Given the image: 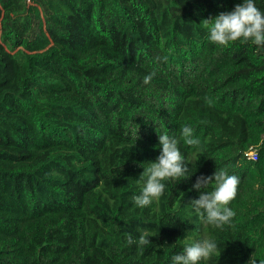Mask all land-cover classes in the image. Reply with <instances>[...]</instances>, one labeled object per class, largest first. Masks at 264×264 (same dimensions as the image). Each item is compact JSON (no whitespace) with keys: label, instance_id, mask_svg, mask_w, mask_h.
<instances>
[{"label":"trees","instance_id":"16d2710c","mask_svg":"<svg viewBox=\"0 0 264 264\" xmlns=\"http://www.w3.org/2000/svg\"><path fill=\"white\" fill-rule=\"evenodd\" d=\"M238 3L0 0V264H172L201 239L218 251L200 264L264 261V48L202 23ZM165 133L189 176L137 207ZM217 169L240 178L222 228L191 206Z\"/></svg>","mask_w":264,"mask_h":264},{"label":"clouds","instance_id":"9594fccd","mask_svg":"<svg viewBox=\"0 0 264 264\" xmlns=\"http://www.w3.org/2000/svg\"><path fill=\"white\" fill-rule=\"evenodd\" d=\"M203 25L208 28V39L217 45L228 46L231 42L249 41L264 48V11L256 6L255 0H243V3L235 5L234 9L221 12L213 19H206ZM156 72L146 75L143 83L149 84L156 76ZM181 135L188 145H197L199 140L193 138L194 129L190 126L181 128ZM161 146L160 155L156 161L147 163V167L141 178L146 180L139 194L131 197L137 207L150 205L153 200H158L165 192L167 181H179L189 175L188 163L181 154L180 140L167 133L159 134ZM240 178L229 175L226 169H217L211 176L197 178L193 188L200 191L198 199L191 202V206L200 216L201 220L222 228L231 224L236 213L229 207L231 201L237 196ZM211 186L212 190L208 191ZM129 245L137 243L140 246L147 245L151 241L146 232H142L138 241L134 240L130 233L125 234ZM218 251V245L214 240L201 239L185 244L181 253L171 257L172 264H200L201 261H209ZM250 264H256L252 257ZM264 264V261L261 262Z\"/></svg>","mask_w":264,"mask_h":264},{"label":"built area","instance_id":"2783aa9c","mask_svg":"<svg viewBox=\"0 0 264 264\" xmlns=\"http://www.w3.org/2000/svg\"><path fill=\"white\" fill-rule=\"evenodd\" d=\"M28 3H30V0H28ZM255 155H256V153L254 151L246 154V156H248V157H254Z\"/></svg>","mask_w":264,"mask_h":264}]
</instances>
